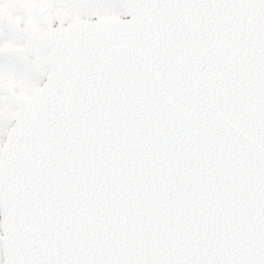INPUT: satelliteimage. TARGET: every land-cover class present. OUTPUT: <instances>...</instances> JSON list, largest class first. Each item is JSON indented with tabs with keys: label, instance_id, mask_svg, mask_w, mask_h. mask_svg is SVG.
Segmentation results:
<instances>
[{
	"label": "snow or ice",
	"instance_id": "obj_1",
	"mask_svg": "<svg viewBox=\"0 0 264 264\" xmlns=\"http://www.w3.org/2000/svg\"><path fill=\"white\" fill-rule=\"evenodd\" d=\"M0 264H264V0H0Z\"/></svg>",
	"mask_w": 264,
	"mask_h": 264
}]
</instances>
